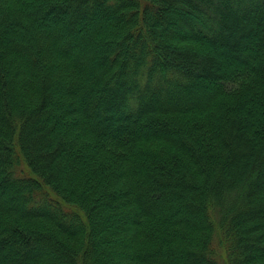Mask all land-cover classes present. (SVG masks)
<instances>
[{
	"label": "trees",
	"instance_id": "16d2710c",
	"mask_svg": "<svg viewBox=\"0 0 264 264\" xmlns=\"http://www.w3.org/2000/svg\"><path fill=\"white\" fill-rule=\"evenodd\" d=\"M264 264V0H0V264Z\"/></svg>",
	"mask_w": 264,
	"mask_h": 264
},
{
	"label": "rangeland",
	"instance_id": "374dc122",
	"mask_svg": "<svg viewBox=\"0 0 264 264\" xmlns=\"http://www.w3.org/2000/svg\"><path fill=\"white\" fill-rule=\"evenodd\" d=\"M216 251L218 253V259L220 261L221 264H226V261L223 260V255L221 254V247L219 246V244H217V247H216Z\"/></svg>",
	"mask_w": 264,
	"mask_h": 264
}]
</instances>
